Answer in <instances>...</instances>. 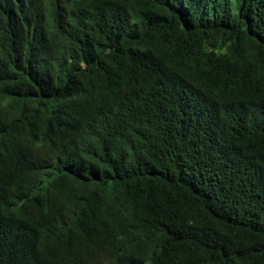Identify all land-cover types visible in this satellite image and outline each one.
Wrapping results in <instances>:
<instances>
[{"label":"trees","instance_id":"trees-1","mask_svg":"<svg viewBox=\"0 0 264 264\" xmlns=\"http://www.w3.org/2000/svg\"><path fill=\"white\" fill-rule=\"evenodd\" d=\"M0 264H264V0H0Z\"/></svg>","mask_w":264,"mask_h":264}]
</instances>
